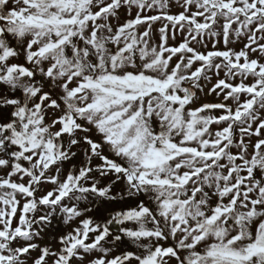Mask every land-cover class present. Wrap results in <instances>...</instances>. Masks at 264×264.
<instances>
[{
    "label": "rangeland",
    "instance_id": "1",
    "mask_svg": "<svg viewBox=\"0 0 264 264\" xmlns=\"http://www.w3.org/2000/svg\"><path fill=\"white\" fill-rule=\"evenodd\" d=\"M142 1L0 0V264H264V130L242 178L206 157L264 122V0Z\"/></svg>",
    "mask_w": 264,
    "mask_h": 264
},
{
    "label": "trees",
    "instance_id": "2",
    "mask_svg": "<svg viewBox=\"0 0 264 264\" xmlns=\"http://www.w3.org/2000/svg\"><path fill=\"white\" fill-rule=\"evenodd\" d=\"M193 1L194 0H190L189 2L192 3ZM94 3L96 5V2H94ZM140 3L142 6H144V5L146 6V4L143 1ZM97 4L100 7V9L97 10V13H95V15H96L95 19L101 20L103 17H105V15L107 16V14H105V13H108L110 16L113 12H117L116 9L113 7L114 6L113 4L112 5L107 4L106 6H103L101 3H98V2H97ZM126 7H129V6H125V8ZM129 9H131V8H129ZM109 11H111V12L109 13ZM169 12H170L169 9L165 10L164 12H158L157 16H156L157 18L155 20H152L153 17L155 16V14H153V16H145L144 18H142L144 20L140 19L139 23H144V22L145 23H151L150 26L152 27L155 23L158 24L162 20L163 25L161 27L165 28V29L161 30L160 32H163V33L169 32L171 37L174 36L173 31H175V29L178 27H181V31L183 29H188L187 27H185V25H183L181 23V22H183V20H181V19L175 20V21L173 20V22H164L166 19H168V13ZM153 13H156V12H153ZM182 17H184L182 19H189L190 15L188 12H186V14L183 15ZM91 19L93 20L94 16ZM183 33L184 32H182V34ZM190 46H191L190 48H195L193 44ZM22 48H24V46L19 45L20 51H22L21 50ZM180 48L181 47H178L176 49L175 53H174V51H168V53H171L172 56H180L181 57L183 50L181 51ZM28 59H29V57H26V56H25V60L20 58L19 63L21 64V66L25 67L27 72L30 71L31 73H33V71L30 70V66L28 65V62H27ZM35 76H36L35 78H36L37 82H34V86H37L38 90L36 92V95L33 97V101L35 103H38V102L45 103L46 104L45 107H47V109H48V107L52 106L53 100L49 96H45L44 91L49 92L51 87H54V86L52 83H51V86H50V84L47 86H45V84L43 85L41 83L38 84L39 78L37 77V75H35ZM67 78H68V75H66V74H57V79L54 80L53 82L63 80L64 82H66V84H69L70 82L66 81ZM78 78L81 79V77H79V76H78ZM50 81L52 82L51 79H50ZM54 101L59 103L58 97H55ZM255 106H256L255 103L252 105H248V107H247V108H249L248 112L243 114V116H242L243 118H240L238 120V122H235L230 117V113L227 114L226 112H225L226 118L221 117V118H218L216 120V121H220V125L223 124V126L226 123L235 124L236 126H235V130L232 129V131H229L228 134L222 138L223 146H221V148H219L213 152L207 151V152H210V153H208L209 155H206L207 159L210 160L209 165L207 166L208 169L214 170V168L218 167L222 163L221 161H226L229 164L230 171H232L233 173L236 172L235 174H237L236 175L237 179L242 178L241 175H243L245 173V168H242V166H240L242 164V161L239 160V158H241L242 155L246 154V151H241V149H246L248 147L250 141L253 138L260 139V136L258 134H256V132H255L256 129L258 131H260L262 129L264 130V122L261 124V115H259L260 113L254 112ZM46 112H47V115H45L44 120H47L48 118L53 117L51 114H49V111L46 110ZM242 128H246V132L244 134L240 132ZM204 153H205L204 150L199 149V151L196 152V155H198V156L205 155ZM99 159L104 160V156L102 157V155L100 154ZM28 174H29L28 175V182H31V185L29 188L25 189V191L27 194L28 193L31 194V190H33L35 188V186L37 185V181L39 180L38 178L40 177V181H42L44 176H42L41 173H35V171L32 169H30V172ZM239 197L242 198L243 196L239 194ZM245 199H244V202L248 205L255 202V198H253L251 196H246ZM154 250L158 251V248H154Z\"/></svg>",
    "mask_w": 264,
    "mask_h": 264
},
{
    "label": "water",
    "instance_id": "3",
    "mask_svg": "<svg viewBox=\"0 0 264 264\" xmlns=\"http://www.w3.org/2000/svg\"><path fill=\"white\" fill-rule=\"evenodd\" d=\"M186 97L190 98V94L188 91L186 92ZM121 223H122L121 219L109 218L106 222V227L108 230L115 232L117 234H120L123 232V228L121 226Z\"/></svg>",
    "mask_w": 264,
    "mask_h": 264
}]
</instances>
